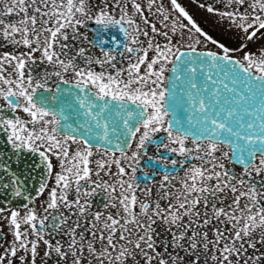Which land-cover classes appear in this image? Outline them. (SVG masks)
Listing matches in <instances>:
<instances>
[{
	"label": "snow or ice",
	"instance_id": "1",
	"mask_svg": "<svg viewBox=\"0 0 264 264\" xmlns=\"http://www.w3.org/2000/svg\"><path fill=\"white\" fill-rule=\"evenodd\" d=\"M219 2L226 10L199 7L242 34L235 49L218 45L222 55L197 51L200 38L218 42L178 0L170 31L188 51L144 16L169 28L157 0H132L133 13L128 0H0V134L12 152L0 156V216L10 211L12 236L0 264H184L181 253L191 264H264V46L245 51L264 37V0ZM138 19L167 42L154 43ZM53 77L56 106L44 95ZM153 144L165 154L148 156ZM26 154L44 169L42 213L31 173L8 175V161ZM144 156L155 168L142 186ZM14 199L32 206L21 216Z\"/></svg>",
	"mask_w": 264,
	"mask_h": 264
},
{
	"label": "flooded vegetation",
	"instance_id": "2",
	"mask_svg": "<svg viewBox=\"0 0 264 264\" xmlns=\"http://www.w3.org/2000/svg\"><path fill=\"white\" fill-rule=\"evenodd\" d=\"M193 1L197 2L198 4H201L202 3V4H205V5H208V6H214V7H216L220 11L226 10L224 8V6L219 2V0H193ZM148 2H149V0L147 2H145V3H142L141 5L143 7H145V8H147L146 6L148 5ZM128 3H129V12L130 13H133V9L131 8V3L129 1H128ZM157 3H160V1L157 0ZM164 3L167 4V1L164 2ZM163 6H164V9L165 10H168L169 4H168V7L165 4H163ZM144 16L148 17L150 23L156 25V28H157V30L159 32H163V31H166V30L169 31L168 29H166L163 26V24H162V22H161V20H160V18L158 16L152 15L148 11H145L144 12ZM138 23H140L141 24V27H143L145 30H148L149 31V34H150L149 35V38H151L154 43H159L160 45H164L167 42L164 36L157 35L156 33L151 32V29H150L149 25L144 24L142 20H139L138 19ZM167 23L169 24L171 22L168 21ZM91 26L92 25L89 26L88 31H87V35H88L89 40H91L93 38V32L90 29ZM80 31L83 33L85 31V29H80ZM169 35L172 36V33L169 32ZM149 38L141 37V39L145 41V46H146V42H147V40ZM69 42H71V37H70V41ZM173 43H175V41H173ZM84 46L85 47H88V45H84ZM186 49H188L187 46H184L183 45V46L180 47V50H186ZM196 49L197 50H207V51L216 52L214 49L206 48L204 46H196ZM20 51H24V49H21ZM92 52L95 55H100L99 49H92ZM216 53H218V52H216ZM36 56L38 57L39 56V53H37ZM153 56H154V52H152L151 50H149V59H151ZM94 67L96 68L97 71H100L101 70V69H99V67H97L95 65H94ZM41 68H43V66H41ZM39 70L40 69H37V71H39ZM9 71H11V69H9ZM141 71L143 72V68H142ZM67 78L69 80L73 79L71 73L68 74ZM55 83H56V79L53 77L52 80L49 83V86L50 87H53V89H54ZM0 103H3V101H0ZM15 115L16 116H19L21 119H25V120L28 119V117L26 116V114H24L23 112H17ZM162 135L163 134H157V136L154 137V140H158ZM138 138H139V136H137V139ZM76 147H77V145H72V148L73 149H75ZM135 148H136V144L133 142L132 143V149L129 151V155L131 154V151L132 150H135ZM164 154L165 153H163V150L162 149L158 152L157 148L155 147V144H153L152 146H149L148 147V156H153L154 158H158L159 155H164ZM117 155H119V153H117ZM98 158H99V155L97 154V156H95L93 159H98ZM52 162H53L54 166H56V167H54V170H53V176H54L55 175V172L59 170L58 169V161H56L55 158H53ZM230 166L235 167L236 168V171H240L241 170V168L239 166H235V165H230ZM154 168H155V164L152 163V162H149L147 156L142 157L141 162H140V166H139V170L136 173V175H137V177L139 179V182L141 183L142 186L145 183L144 180H143L144 174L147 173V174L151 175V173L154 170ZM113 171H115V167H113ZM161 178H162L161 175L158 174L155 177V180L158 182V181H160ZM106 179H107V177H106ZM52 183H53L52 181H49V187L52 186ZM155 194H156V189L153 188V196H155ZM47 195H48V193L46 191L43 196H40L39 198H37V197H34L33 198V200L35 201V205L37 207L38 212H41L42 213L43 209H42V207H40V205H41L42 201L47 197ZM71 198L72 197L70 196V199ZM95 203H99V198L96 199V201L94 202V204ZM26 204L29 207L32 206L31 203H29V202H27ZM1 207H3V206H1ZM9 208L11 210H16L18 208L19 211H20V213H21V216H23L24 213H25V211H26V208L24 207V205H15L14 204V205L9 206ZM3 216H10V211L6 210L4 212V214H3ZM3 216H0V228L3 229V234L5 236V239L3 241H0V242H2L5 247H7L8 246V242H10L12 240V236L9 234V228L7 227L8 221L4 220ZM25 228H27V225H22L21 230L23 231ZM160 231H161V236H160V239H159L160 248L157 249L158 251H162L163 250V247H164V244H163L164 238H165V235H167L166 233H164L162 231V228L160 229ZM168 239L170 240L171 237L168 236ZM258 247H259V245H258ZM260 250L261 251H264V248H261ZM0 251H3V249H0ZM40 251L42 253V251H43V245H41ZM169 251H172V249L169 248ZM181 255L185 257L184 264H191V260L193 259L192 256H188V255H186L184 253H181ZM37 264H41V260L39 258L37 259ZM49 264H51V261H49ZM94 264H95V262H94ZM201 264H203V258L201 259Z\"/></svg>",
	"mask_w": 264,
	"mask_h": 264
},
{
	"label": "rangeland",
	"instance_id": "3",
	"mask_svg": "<svg viewBox=\"0 0 264 264\" xmlns=\"http://www.w3.org/2000/svg\"><path fill=\"white\" fill-rule=\"evenodd\" d=\"M130 3H132V0H128ZM148 0H136L137 3H145ZM160 3L165 4L169 8L166 10L167 12H170V18L169 22L172 23V21L177 17V13L172 9L170 0H158ZM167 1V4L164 3ZM178 3L183 6L186 11L189 12V14L193 17L195 22L198 24L199 27L212 39L216 40L218 44H213L209 40H205L204 38L201 39V43L196 46H204L206 48L214 49L216 52L223 54L222 49L218 46L219 44H223L229 49H235L237 48L241 40V33L235 29L230 30V26L226 20L222 21L219 16L213 15L208 13L205 9H202L199 7V4L193 0H178ZM147 7V6H146ZM182 19V18H181ZM169 23V32L170 31V25ZM184 23H187V21H184ZM164 26V25H163ZM179 27V26H178ZM187 34L185 33V36ZM173 41H175L174 46H187L188 41L182 40L180 44H176V35H173ZM262 46H264V37H261L259 40H254L253 42H248V48L245 49V51H252L256 52L258 51ZM234 57L239 58L243 55V53H233Z\"/></svg>",
	"mask_w": 264,
	"mask_h": 264
},
{
	"label": "water",
	"instance_id": "4",
	"mask_svg": "<svg viewBox=\"0 0 264 264\" xmlns=\"http://www.w3.org/2000/svg\"><path fill=\"white\" fill-rule=\"evenodd\" d=\"M90 29L92 30V32L94 33L95 30V26L92 25L90 27ZM115 30H113L114 32ZM112 33H109V35H111ZM181 51H188V49L186 50H181ZM198 52H205L207 50H197ZM212 52V51H211ZM216 53V52H215ZM219 54V53H217ZM222 55V54H219ZM236 58V57H233ZM65 87V86H62ZM40 93L38 92V95ZM56 95V99L51 100V103L53 106L59 105L61 103V101L63 100V97L60 96L59 94L55 93V87L53 89V93H44V95L52 97L53 95ZM0 156H4V157H12V152L10 149L4 147V136L2 134H0ZM8 168L10 169V171L8 172V175L11 176L13 174V172H30L31 173V177L30 179L27 181L31 186V192H32V197H36V188H38L39 186V182L42 180L43 175H44V169L41 167L40 161H39V157L38 156H33L31 154H26L25 156H23L20 161L14 162V158L12 160L8 161ZM34 166V167H33ZM4 168V164L0 163V170H2ZM27 202L26 201H22V200H17L14 199L13 202L8 205H25ZM3 206L5 207V205L0 202V207Z\"/></svg>",
	"mask_w": 264,
	"mask_h": 264
}]
</instances>
